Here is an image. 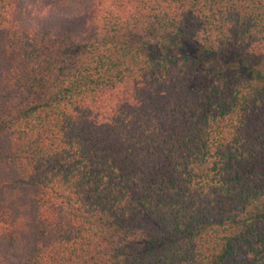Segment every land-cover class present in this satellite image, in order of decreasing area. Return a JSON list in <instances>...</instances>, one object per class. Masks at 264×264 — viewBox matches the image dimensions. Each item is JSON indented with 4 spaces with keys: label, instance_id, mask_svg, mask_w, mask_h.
Here are the masks:
<instances>
[{
    "label": "trees",
    "instance_id": "trees-1",
    "mask_svg": "<svg viewBox=\"0 0 264 264\" xmlns=\"http://www.w3.org/2000/svg\"><path fill=\"white\" fill-rule=\"evenodd\" d=\"M0 264H264V0H0Z\"/></svg>",
    "mask_w": 264,
    "mask_h": 264
}]
</instances>
